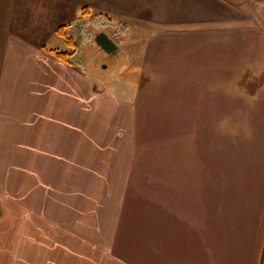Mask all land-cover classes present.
<instances>
[{
	"label": "crops",
	"instance_id": "crops-1",
	"mask_svg": "<svg viewBox=\"0 0 264 264\" xmlns=\"http://www.w3.org/2000/svg\"><path fill=\"white\" fill-rule=\"evenodd\" d=\"M80 11L122 30V38L113 39L129 50L138 70L121 69L122 76L136 75L134 83L124 80L129 94L49 50L66 43L57 30L72 25ZM168 35L175 43L181 39V51L166 44ZM161 71L177 89L172 115L161 119L174 120L176 137L191 135L194 149L209 143L215 158L207 157L209 175L198 181L203 194L192 196L197 209L180 194L182 238L170 236L166 247L158 245L169 256L157 255L152 264H264V0H0V264L12 261L17 249H30L34 239L48 242L41 240L40 221L34 220L40 228L29 226L35 212L39 217L45 211V187H51L53 204L63 203L57 209L68 204L70 210L80 209L74 193L87 183L85 223L94 222L91 211L101 215L102 178L112 184L108 188L122 190L113 183L127 184L131 167L114 165L115 158L135 155L121 153L136 142L135 96L157 85L147 76L144 88L146 73ZM121 190L107 215L109 244L89 249L105 256L103 264H139L118 256L126 203ZM10 242H16L12 252Z\"/></svg>",
	"mask_w": 264,
	"mask_h": 264
},
{
	"label": "rangeland",
	"instance_id": "rangeland-1",
	"mask_svg": "<svg viewBox=\"0 0 264 264\" xmlns=\"http://www.w3.org/2000/svg\"><path fill=\"white\" fill-rule=\"evenodd\" d=\"M86 15L89 14L85 13L83 16L80 11L79 15L73 18L72 25H66L70 35L75 37L78 43V50L72 57V60L79 64L85 72H88L91 77L98 81L112 83L120 92L129 94V86L123 85L125 83L124 80L128 79V81L134 83L136 75L131 73L128 76H122L121 69L128 66L130 69H134L133 72L138 71L135 67L136 64L132 65V59V63L129 62V50L123 44L120 45V42H117L120 47L119 51L108 54L97 45L93 37L99 31L104 30L117 41L122 38V30L116 25L108 23L106 19H101V16L99 17L100 19L96 17L97 20L94 21L95 16L89 15L88 17ZM175 31L177 32L178 30L176 29ZM171 32H174V30L170 29L168 33L171 34ZM166 38V44L172 42L171 46L175 50L181 51V39L175 43L174 38H171V41L169 40V35ZM161 43L163 44L164 42ZM61 46V50H63L68 45L64 43ZM179 51L177 55L180 58ZM165 75L167 76L168 74H165L163 71L158 74L146 73L143 76V86L147 82V76L150 79L153 78L157 85L152 86V88H155L153 90L147 89L145 86L144 88L147 90H141L135 96V98L137 97L135 103L139 105L136 116L137 123L134 126L136 142L130 143V148L121 151V153L130 151L131 153H135V155L115 158L118 164H113L114 167H119L122 164V170L128 166L132 168L131 174V168L129 169L127 184L124 182L125 180H123V183L120 180L113 183L114 187L121 183L122 190L118 187L117 192L108 188L112 184L108 186L105 184L106 178L104 176H106V169L103 168L101 170V172L105 171L102 174L104 178H102V182L99 184V192L103 198L102 201H104V203L101 202L99 208L101 215L97 211L95 213L93 210L94 201H97L93 185L91 187V195H89V201L92 202L90 205L91 210H93L91 211L93 223L84 222L86 216H90L83 213L82 205V201H84L88 192L87 183L84 186V190H81V193H78L77 196L74 193L72 202H80V209L71 208L70 210L68 209V204H64L62 206L63 209H57V206L63 203L58 202L59 204L57 203V205L56 203L53 204L52 199L54 197L51 194V187L50 189L45 187L43 190L45 192L44 196L48 200L44 201L46 203L45 211L39 213V217L44 218H39L38 212H35V217H31V224L29 226L31 228L38 227L37 220L40 221L41 228H38L43 230L41 240H45L46 238L48 242L45 244L34 239L29 247L30 249L26 246L24 251L17 249V254L16 252L14 254L9 253L10 258H14L8 264H91L92 261H94V264H103L102 262H106L103 259L105 256L99 254L97 257L93 256V254L89 253L91 251L89 249L109 244V238L106 236L108 233L106 225H109L108 223L111 218H108L107 215L109 214L111 200L114 199L113 194L116 192L117 196L120 190L122 194L123 192L125 193L124 199L126 203L124 204V219L121 222L122 226L117 242L119 247L118 256L122 255L121 257L127 260H139V264L143 262L152 264L154 263V257L157 255L162 257L169 256V249H159L158 245L166 247V242H168L170 236L172 238L176 236L178 239V236L182 238L184 234L181 222L182 210L180 209L183 207V200L180 194H185L187 205L190 209H197L198 205L194 203L196 200L194 201L192 196L195 195L196 191H198V195L200 193L201 195L203 194V186H201L203 180L199 183L198 181L202 177L206 181L205 175H209L208 163L210 159L215 158V150L213 148V151L208 150L210 149L209 143L194 149L193 140L190 138L191 135L183 133L181 136L176 137L177 131L175 130L174 120L171 116L172 120H167L168 118L166 120L161 119L163 115L166 116L165 114H167L168 116L171 114V100L174 94H176L174 91L177 90L176 88L172 89L169 86V82H165ZM150 84L152 83L147 85ZM228 91L235 92L234 84L228 85ZM181 93V97L186 96L183 88ZM141 96H144V99ZM223 154L224 152L216 153V159H220ZM207 157L210 158L209 162ZM74 164L81 166L82 162L76 161ZM194 166H196V170H194ZM183 169H185L186 174L183 173ZM210 170L212 173L219 171L216 168H210ZM194 177H196L198 184H195ZM182 178L183 180H180ZM59 180L61 182V179ZM90 182L92 184V180ZM212 188V186H209V189ZM99 192L96 193L97 196L100 195ZM198 195L197 197H199ZM53 208L56 210H52ZM205 209L208 212L213 211L212 208L205 207ZM97 213L99 215L98 220H96ZM110 216L112 215L110 214ZM35 219L37 220L34 223ZM87 219L90 218L88 217ZM167 224L170 226H167ZM49 236L52 237L54 242ZM50 240L51 242H49ZM16 242L13 246L12 242H10L11 245L7 247L8 252H12V247L14 248ZM96 252H100V250Z\"/></svg>",
	"mask_w": 264,
	"mask_h": 264
},
{
	"label": "trees",
	"instance_id": "trees-1",
	"mask_svg": "<svg viewBox=\"0 0 264 264\" xmlns=\"http://www.w3.org/2000/svg\"><path fill=\"white\" fill-rule=\"evenodd\" d=\"M58 34L62 37H64L66 39V43L67 45L70 47L71 50H61L58 48H51L49 50L54 51L55 55L62 61H66L70 64H74V61L72 60V57L75 55V53L77 52V46L78 43L75 39V37H72L70 35V33L68 32L67 26L66 25H62V27H60L57 30Z\"/></svg>",
	"mask_w": 264,
	"mask_h": 264
},
{
	"label": "water",
	"instance_id": "water-1",
	"mask_svg": "<svg viewBox=\"0 0 264 264\" xmlns=\"http://www.w3.org/2000/svg\"><path fill=\"white\" fill-rule=\"evenodd\" d=\"M94 40L96 41L97 45H99L103 50L110 54L115 53L119 50L118 45L116 44L115 40L112 36H110L106 31L101 30L94 36Z\"/></svg>",
	"mask_w": 264,
	"mask_h": 264
}]
</instances>
